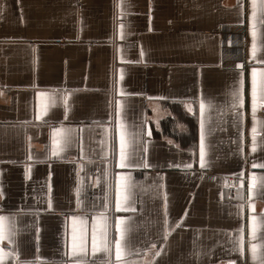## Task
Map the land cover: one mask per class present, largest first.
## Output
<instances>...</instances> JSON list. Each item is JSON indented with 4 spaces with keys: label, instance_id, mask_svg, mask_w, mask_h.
<instances>
[{
    "label": "crops",
    "instance_id": "1",
    "mask_svg": "<svg viewBox=\"0 0 264 264\" xmlns=\"http://www.w3.org/2000/svg\"><path fill=\"white\" fill-rule=\"evenodd\" d=\"M252 26V0H0V249L11 253L0 264H117L118 239L120 264H258L264 107L253 151L251 74L264 69L259 9L255 56ZM241 73L244 104L234 109ZM59 128L71 130L70 141L53 155ZM121 175L128 199L117 209ZM101 213L110 252L92 249ZM74 216L85 221L84 254H72Z\"/></svg>",
    "mask_w": 264,
    "mask_h": 264
},
{
    "label": "snow or ice",
    "instance_id": "2",
    "mask_svg": "<svg viewBox=\"0 0 264 264\" xmlns=\"http://www.w3.org/2000/svg\"><path fill=\"white\" fill-rule=\"evenodd\" d=\"M264 14V0H260L259 4L257 3V0H252V18H253V30H252V37H253V45H252V55L255 56L257 48H256V38L257 33L255 30V18L257 10ZM237 67L243 68V65H238ZM239 87H237L232 92V98H233V104L232 107L234 109L236 108H242L244 104V98H243V73H241V79L238 82ZM41 104L42 108L46 106L47 101L49 100L47 93H41ZM264 107V69L260 70L259 73L255 68L252 69L251 74V108H252V116H253V127L251 129L252 132V141H253V151H255V137L257 133L256 128V110L257 107ZM203 104H201V110L203 111ZM237 119L242 120V114L240 112L235 113ZM203 127V125H202ZM54 136H53V151L52 154L56 155L58 152L63 151V148L65 145H67L70 141V129H54ZM151 133L149 132V135ZM126 136L127 133L124 130L123 125H121V132H120V167H126L127 166V152H126ZM200 165L201 168H204L207 166L206 160H205V151L203 146V132L201 134V147H200ZM188 168L191 166L188 165ZM261 167H264L262 165ZM241 181L243 183V173H240ZM128 183L127 178L123 175H121L117 181V201H116V208L121 209L124 202L128 199ZM252 191V185H249V192ZM239 193V189H238ZM79 200H77V204L79 206ZM49 207H51V202H49ZM254 207V206H253ZM6 217L0 216V240L5 238L6 234ZM73 232H72V242H71V250L73 255L77 254H84L86 252V245H87V233L85 228L83 227L85 221L82 219H79L78 217H73ZM79 219V227H77V221ZM252 235L255 236L256 231V218L253 217V223H252ZM117 231H121L120 229V221L117 222L116 225ZM108 230H109V224L107 217L101 213L98 217L94 218V224H93V230H92V249L93 251L99 250L100 247H103L105 251H111L109 247V240H108ZM10 232V229H8ZM243 230L241 229V232ZM121 235L123 233L121 232ZM9 242L11 243V239L9 237ZM116 248V258H117V264H120V257L122 254V248H121V240H117L115 244ZM236 251H240L243 254V236H239L236 241ZM11 255V253H6L3 251V249H0V260H3L5 256ZM251 255L253 260H258V264H264V253H261L259 255L258 259V252H257V245L252 244L251 245Z\"/></svg>",
    "mask_w": 264,
    "mask_h": 264
},
{
    "label": "built area",
    "instance_id": "3",
    "mask_svg": "<svg viewBox=\"0 0 264 264\" xmlns=\"http://www.w3.org/2000/svg\"><path fill=\"white\" fill-rule=\"evenodd\" d=\"M262 114H264V108L261 110ZM223 181L226 185H229L231 187H237L236 186V180L232 177H224L223 178Z\"/></svg>",
    "mask_w": 264,
    "mask_h": 264
},
{
    "label": "rangeland",
    "instance_id": "4",
    "mask_svg": "<svg viewBox=\"0 0 264 264\" xmlns=\"http://www.w3.org/2000/svg\"><path fill=\"white\" fill-rule=\"evenodd\" d=\"M206 176H209V172H206ZM226 185V184H225ZM226 186H229V185H226ZM229 187H231V186H229Z\"/></svg>",
    "mask_w": 264,
    "mask_h": 264
}]
</instances>
